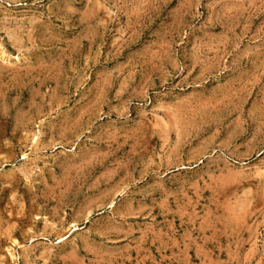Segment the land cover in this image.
Instances as JSON below:
<instances>
[{"label": "rangeland", "instance_id": "obj_1", "mask_svg": "<svg viewBox=\"0 0 264 264\" xmlns=\"http://www.w3.org/2000/svg\"><path fill=\"white\" fill-rule=\"evenodd\" d=\"M0 264H264V0H0Z\"/></svg>", "mask_w": 264, "mask_h": 264}]
</instances>
